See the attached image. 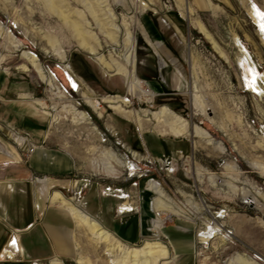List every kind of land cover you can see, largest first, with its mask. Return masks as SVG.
Wrapping results in <instances>:
<instances>
[{"label":"rangeland","instance_id":"374dc122","mask_svg":"<svg viewBox=\"0 0 264 264\" xmlns=\"http://www.w3.org/2000/svg\"><path fill=\"white\" fill-rule=\"evenodd\" d=\"M253 5L264 10V0H0V23L19 41L17 46L0 33V89L7 85L6 98L17 99L14 103L22 110L37 114L47 139L75 159L71 186L64 193L53 190L93 217V192L107 185L140 190L149 229L134 243L122 242L141 245L159 237L175 256L162 264H230L237 254L264 264V94L245 82L247 74L252 75L249 59L264 87V33L251 14ZM185 6L191 9L189 15ZM99 20L122 25L123 31L114 32L120 44L124 26H129L135 37L134 71L142 81L138 90L131 92L128 78L103 68L79 47L74 21L94 33L99 51L121 62L109 54L115 41L99 29ZM200 23L229 61L200 31ZM24 50L34 52L55 74L56 85H48L31 68L18 67L25 62ZM60 50L63 62L55 53ZM75 56L87 61L89 71L85 68L83 74L72 65ZM63 64H69L67 70ZM68 69L80 78L79 92L71 89ZM195 84L209 103L205 111L194 103ZM109 94L123 96L126 108L139 110L146 122L142 129L102 100ZM85 95L98 99L99 107L88 105ZM162 105L183 116L189 127L205 128L214 140H221L224 151L192 133H162L149 113ZM79 111L87 113L86 121ZM108 149L124 162L113 176L98 169ZM151 182L162 195L154 192ZM134 191L133 205L138 195ZM245 195L255 196L262 205L246 203ZM157 197L162 206H154ZM132 204L125 201L122 207L132 209ZM157 220L163 221L159 230L154 227ZM74 222L77 256L83 255L86 262L72 263L112 264L107 244L97 243ZM114 226L128 236L138 229L136 217L125 223L117 220Z\"/></svg>","mask_w":264,"mask_h":264},{"label":"crops","instance_id":"0c3cea01","mask_svg":"<svg viewBox=\"0 0 264 264\" xmlns=\"http://www.w3.org/2000/svg\"><path fill=\"white\" fill-rule=\"evenodd\" d=\"M4 88L0 89L3 101L0 103V264H32L33 259L50 264L53 258L60 264H74L72 261L77 262L74 218L58 204L51 203L50 196L55 188L64 193L71 186L75 159L65 148L55 147L47 139L41 118L22 110L19 102L14 103L17 99L6 98ZM11 128L24 131L29 138L21 140L12 134ZM113 187L116 193L104 188L98 194L93 192L90 208L94 217L121 241L134 243L149 229L148 215L143 213L138 198L141 192L131 187ZM133 191L138 194L139 210L142 205L140 211L122 207L125 201L135 203ZM97 195L99 203L95 205ZM131 217L137 221L135 236H128L114 226L117 220L125 223ZM13 230L19 232L20 250L14 253L16 259L7 260L5 251Z\"/></svg>","mask_w":264,"mask_h":264},{"label":"bare ground","instance_id":"6f19581e","mask_svg":"<svg viewBox=\"0 0 264 264\" xmlns=\"http://www.w3.org/2000/svg\"><path fill=\"white\" fill-rule=\"evenodd\" d=\"M184 13L189 15L191 9L189 6L184 7ZM109 14L113 15L112 11H109ZM251 14L254 16L261 26V31L264 33V10L256 5H253L251 8ZM133 20L137 22V19L134 15ZM126 25V24H123ZM128 25V23H127ZM97 26L99 29L105 33V35L115 41V31L120 30L123 31V27L121 24H113V23H104L103 21L99 20L97 22ZM72 27L74 30V35L76 37V41L81 49L93 54L98 61V63L105 69L109 71H114L115 73L122 74L129 81V89L131 92L138 90L139 86H141V79L135 75V63H136V54H135V37L130 30L127 29L129 26H124L125 31L124 38L120 43L115 41V47L112 51H109V54L112 56H116L118 59H121V62L117 59H110L104 53L97 49L96 44V36L91 31H87L81 22L74 21L72 22ZM88 27V26H87ZM200 31L210 40L212 43L213 48L220 53V55L224 56L225 59H228V55L223 51V49L216 43L212 35L206 30L203 24L200 23ZM0 33L3 34L6 40H11V42L15 43L18 46L19 41L14 39V36L8 27H4L2 23H0ZM123 35V34H122ZM95 40V41H94ZM12 43V44H13ZM97 43V42H96ZM159 43H157L158 46ZM98 45V44H97ZM158 48V47H157ZM156 49V48H155ZM56 56L63 62L65 60V54L60 50L56 51ZM22 58H24L23 63L19 65V68L24 70H29L30 68L33 69L40 79L46 82L50 86L56 85V77L55 74L50 70L48 71L39 61L38 56L30 51L24 50L22 51ZM226 60V61H227ZM243 61V60H242ZM124 62V63H123ZM249 66L251 65V77L247 74L246 76V84L248 85L249 89L258 93L264 94V87L259 84V78L261 77L258 71L253 67L251 61H249ZM164 60H160V64H164ZM69 64H63V68L67 70ZM70 71V70H69ZM68 77L72 81L73 84L77 86V81L71 75L68 74ZM68 79V78H67ZM80 80V78H79ZM54 88V87H53ZM76 91H80V86L76 87ZM141 91L148 92L147 89L141 88ZM198 86L195 84V92L193 94V100L196 106L205 111L207 103L204 98H202L201 94L198 93ZM85 101L90 105L92 108H98L100 102L98 99L85 95ZM37 102L40 104L44 103L43 99H36ZM102 100L109 102L110 106L115 108L116 110L120 111L124 116L134 121L139 129H142L144 124L146 123L143 116L140 115L139 110L136 109H128L126 108L123 103L125 102V98L121 95H105L102 97ZM203 111V112H204ZM81 114V118L86 121L87 113L85 111H79ZM150 115L156 121V125L160 126V131L162 133L169 132L176 136H184V134L192 133L194 136H198L199 138L204 140L206 145L215 144L214 148H218L220 151H224V145L221 140H214L210 133L200 125L195 124L194 126L189 127L188 121L178 114L176 111L171 109L168 105H162L157 110H153L149 112ZM147 119H149L147 117ZM214 119V118H213ZM213 121V120H212ZM216 122V120L214 119ZM155 123V122H154ZM162 127V128H161ZM158 129V128H157ZM14 136L18 135L17 133H13ZM118 156V155H117ZM116 156L115 152L109 150L106 152L104 151L102 157V161L99 162L98 169L100 172L105 173L106 175H111L116 173L115 169L118 165L121 166L124 164L118 157ZM13 157V156H12ZM226 167H230L229 163H226ZM264 169V166H262ZM214 175V174H212ZM116 177V176H115ZM150 187L154 190L155 193L162 195V189L158 186L157 183L151 182ZM51 194V193H50ZM51 203H56L75 219L77 227L82 230L85 229L88 231L91 238L97 243H106L107 244V253L110 257L112 264H162L163 262L173 261L175 257L168 245L162 241L159 237L149 239L147 238L141 245H125L117 236H115L108 228L103 226L101 222L93 217L90 213H88L85 209L81 208V206L72 202L69 198H67L60 190H54V192L50 196ZM154 206L159 207L162 206V202L158 199V197L154 201ZM245 202L249 204H259L260 202L257 201L255 196L245 195ZM125 204V203H124ZM127 206V205H126ZM163 221L157 220L155 222L154 227L159 230ZM218 228V227H216ZM220 228V227H219ZM218 228V229H219ZM222 230V229H220ZM227 231V230H226ZM230 232V231H229ZM227 233V232H226ZM223 236H229L224 234ZM80 237V236H79ZM77 238V237H76ZM130 243V242H129ZM10 255L12 253L10 252ZM79 256V255H78ZM77 256V262L84 263L86 260L84 259L83 255L80 257ZM257 256V255H255ZM260 259V256H257ZM231 263L235 262L237 264H258L255 259L253 258H246L240 254H237L231 261ZM230 263V264H231ZM54 264H60V262L55 261Z\"/></svg>","mask_w":264,"mask_h":264},{"label":"built area","instance_id":"2783aa9c","mask_svg":"<svg viewBox=\"0 0 264 264\" xmlns=\"http://www.w3.org/2000/svg\"><path fill=\"white\" fill-rule=\"evenodd\" d=\"M73 71V70H72ZM70 72L69 69L68 71H66V76H67V80L68 82L70 83V86H71V89L72 90H75L76 91V87L80 86V81L79 79L76 77V75L74 74V72ZM71 74L73 75V77L75 79H77V86L75 84L72 83V81L70 80V78L68 77V74ZM12 130V134L15 132L17 133L18 135H16L18 138H20L21 140H27L29 137L28 135H24L22 134L21 132L17 131L16 129L14 128H11ZM31 150L34 149V146L32 145V147L30 148ZM105 191H111L113 193H116L115 192V189L113 186L111 185H107L104 189ZM128 195V194H127ZM139 207L137 204L133 205L132 204V209L131 210H138ZM158 215V213H157ZM20 250V245H19V232L17 230H13V232H11V234L9 235V240L7 242V248H6V251H5V257L4 259H7V260H12V259H16V256H15V251H19ZM10 252L12 253V255H10ZM54 260H57L56 258H53V259H50V264H52V262H54ZM32 264H42V261L40 259H33L32 261Z\"/></svg>","mask_w":264,"mask_h":264},{"label":"trees","instance_id":"16d2710c","mask_svg":"<svg viewBox=\"0 0 264 264\" xmlns=\"http://www.w3.org/2000/svg\"><path fill=\"white\" fill-rule=\"evenodd\" d=\"M77 55V54H76ZM72 65L75 64V66L84 74V72L89 71L87 61H84L83 58H80V56L73 57V62L71 61ZM86 68V71L84 70Z\"/></svg>","mask_w":264,"mask_h":264}]
</instances>
